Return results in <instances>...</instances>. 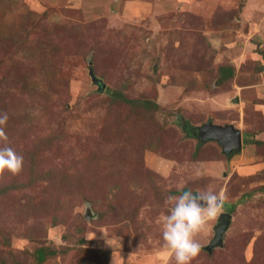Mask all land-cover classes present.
<instances>
[{"label": "rangeland", "instance_id": "obj_1", "mask_svg": "<svg viewBox=\"0 0 264 264\" xmlns=\"http://www.w3.org/2000/svg\"><path fill=\"white\" fill-rule=\"evenodd\" d=\"M260 59L264 0H0V113L24 157L0 178V264H177L163 223L188 190L226 191L230 215L190 264H264ZM208 120L240 150L196 138Z\"/></svg>", "mask_w": 264, "mask_h": 264}, {"label": "clouds", "instance_id": "obj_2", "mask_svg": "<svg viewBox=\"0 0 264 264\" xmlns=\"http://www.w3.org/2000/svg\"><path fill=\"white\" fill-rule=\"evenodd\" d=\"M8 113H0V178L6 173L15 176L23 169L24 157L9 145V137L5 131ZM228 199L227 193L191 190L182 191L180 195H169V214L164 217L162 238L166 246L173 252L177 264H190L202 249V245L194 237L203 230L209 221L216 220L223 211ZM105 243L113 249H120L119 237L107 236ZM93 238V237H92ZM117 252V251H114ZM113 252V253H114ZM113 264L115 260L113 259Z\"/></svg>", "mask_w": 264, "mask_h": 264}, {"label": "water", "instance_id": "obj_3", "mask_svg": "<svg viewBox=\"0 0 264 264\" xmlns=\"http://www.w3.org/2000/svg\"><path fill=\"white\" fill-rule=\"evenodd\" d=\"M92 80L99 84V80L92 76ZM103 87L99 84V88ZM236 101V97L232 99ZM194 136L199 140H215L221 148V151L228 155L231 150L238 151L240 148V132L239 129L232 126V124H217L209 120L195 127ZM229 213L222 212L218 217V222L213 227L214 235L211 238L208 246H213L219 243L221 233L229 221Z\"/></svg>", "mask_w": 264, "mask_h": 264}, {"label": "crops", "instance_id": "obj_4", "mask_svg": "<svg viewBox=\"0 0 264 264\" xmlns=\"http://www.w3.org/2000/svg\"><path fill=\"white\" fill-rule=\"evenodd\" d=\"M260 60H261L260 63H262V65H260L259 70L257 71L259 75H257L258 78H257V80L255 82H256L257 85H259V92H261L264 95V59H260ZM230 68H232V67H230ZM234 71H235L234 68H232V72L233 73H234ZM248 86L249 85L243 86L244 90H247L248 89ZM236 87H237L238 91H241L240 89H241L242 86L240 87L239 85H237ZM234 97H236V101H232L231 100V102H236V103L237 102H240V103L242 102L241 101L242 98H240V96H236L235 95L232 98L234 99ZM257 97H261V95L258 94ZM253 105L258 106V108H261V110L264 111V96H263V99L261 101H259V99H258V101H254L253 100V102H252V108H253ZM217 124H220V123H217ZM222 124H226V123H222ZM229 124H232L233 127L239 129V132H240V141H241V144H242V138H241L242 135H241L240 128L238 127V125H234L231 122H229ZM241 144H240V147H241ZM239 150H240V148H239ZM238 151H235V152H238Z\"/></svg>", "mask_w": 264, "mask_h": 264}, {"label": "trees", "instance_id": "obj_5", "mask_svg": "<svg viewBox=\"0 0 264 264\" xmlns=\"http://www.w3.org/2000/svg\"><path fill=\"white\" fill-rule=\"evenodd\" d=\"M219 71L221 72V74H222L221 77H223V78H225L224 76L229 77V76L232 75V68H230V67H226V68L220 67V68H219ZM110 93L113 94V96L116 94V93H113V92H111V91H110ZM233 152H234V150H231V151L229 152L228 155H230V154L233 153ZM231 207H232V206H231Z\"/></svg>", "mask_w": 264, "mask_h": 264}]
</instances>
